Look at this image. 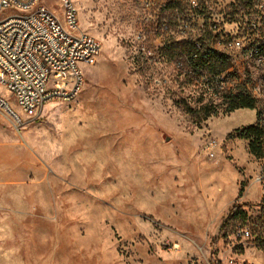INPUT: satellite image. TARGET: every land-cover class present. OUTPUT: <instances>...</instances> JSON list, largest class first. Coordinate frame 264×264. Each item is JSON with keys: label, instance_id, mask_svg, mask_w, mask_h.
I'll list each match as a JSON object with an SVG mask.
<instances>
[{"label": "rangeland", "instance_id": "1", "mask_svg": "<svg viewBox=\"0 0 264 264\" xmlns=\"http://www.w3.org/2000/svg\"><path fill=\"white\" fill-rule=\"evenodd\" d=\"M71 1L101 45L80 90L31 118L0 86L20 118L0 105V264H264V159L228 139L264 125V64L249 54L264 0ZM41 4L64 17L61 0ZM188 41L230 57L227 91L257 90L255 110L227 114L185 78L166 50ZM184 101L218 115L198 126ZM237 203L248 220L213 247Z\"/></svg>", "mask_w": 264, "mask_h": 264}, {"label": "built area", "instance_id": "2", "mask_svg": "<svg viewBox=\"0 0 264 264\" xmlns=\"http://www.w3.org/2000/svg\"><path fill=\"white\" fill-rule=\"evenodd\" d=\"M41 1L0 0V86L12 94L17 108L31 118L54 100H70L80 90L83 64L95 59L101 49L96 39L81 33L79 13L71 0H61L62 19ZM249 26L250 34L256 36L249 54L261 66L264 64L263 4L256 8L255 21ZM234 46L241 48L242 41L237 40ZM230 72L211 78L195 75L194 79H204L206 92L211 95H222L230 92L227 91ZM247 94L255 100L260 95L250 87ZM242 236L248 238L250 233L244 232Z\"/></svg>", "mask_w": 264, "mask_h": 264}, {"label": "trees", "instance_id": "3", "mask_svg": "<svg viewBox=\"0 0 264 264\" xmlns=\"http://www.w3.org/2000/svg\"><path fill=\"white\" fill-rule=\"evenodd\" d=\"M166 54L169 59L174 60L178 64L179 69L184 71L186 79L195 75L200 77L205 75L211 78L233 68L230 57L208 49L206 46L194 41L172 43L168 45ZM222 97L228 106L225 111L227 114L237 110H255L257 106V100L247 93L233 95L230 92H224ZM182 106L187 114L197 120L198 126L218 115L217 106L212 103H207L194 109L184 101ZM228 139L247 141L249 153L256 159H264V125L243 127L230 134ZM244 186L241 188L240 196L244 193ZM249 207V205L239 203L232 206L224 217L219 236L213 240V247L218 245L221 240L227 238L230 223L241 221L244 224L248 220V214L245 209ZM259 207L262 208L264 213V197Z\"/></svg>", "mask_w": 264, "mask_h": 264}, {"label": "water", "instance_id": "4", "mask_svg": "<svg viewBox=\"0 0 264 264\" xmlns=\"http://www.w3.org/2000/svg\"><path fill=\"white\" fill-rule=\"evenodd\" d=\"M0 105L4 108V109H6L5 108V105L3 104V102L0 100Z\"/></svg>", "mask_w": 264, "mask_h": 264}, {"label": "bare ground", "instance_id": "5", "mask_svg": "<svg viewBox=\"0 0 264 264\" xmlns=\"http://www.w3.org/2000/svg\"><path fill=\"white\" fill-rule=\"evenodd\" d=\"M8 108H9V106H8ZM10 110V109H9Z\"/></svg>", "mask_w": 264, "mask_h": 264}]
</instances>
